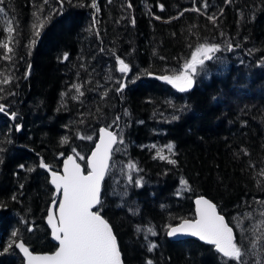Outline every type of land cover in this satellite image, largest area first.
I'll use <instances>...</instances> for the list:
<instances>
[{"label":"trees","instance_id":"trees-1","mask_svg":"<svg viewBox=\"0 0 264 264\" xmlns=\"http://www.w3.org/2000/svg\"><path fill=\"white\" fill-rule=\"evenodd\" d=\"M131 2L136 51L128 57L114 0H95L98 11L93 0H0V45L9 36L5 20L14 28L13 52L0 47V79L8 81L0 84V264H22L18 238L36 251L55 248L44 222L54 190L40 161L59 169L67 153L88 154L101 125L119 129L124 151L116 156L126 168L119 182L108 171L95 209L111 223L126 264H224L211 244L166 236L169 225L194 216L201 194L243 238L246 264H258L248 251L264 210V0H195L200 10L223 5V25L191 28L185 16L175 46L159 45L169 29L151 16L161 11L158 0ZM202 44L220 50L197 65L190 89L149 76L178 74ZM119 60L129 72L119 71ZM159 145H174L175 164L160 159Z\"/></svg>","mask_w":264,"mask_h":264},{"label":"snow or ice","instance_id":"snow-or-ice-1","mask_svg":"<svg viewBox=\"0 0 264 264\" xmlns=\"http://www.w3.org/2000/svg\"><path fill=\"white\" fill-rule=\"evenodd\" d=\"M92 7L96 8L97 11L99 10L95 0H93ZM159 7L162 10L164 6L160 5ZM204 7H207L206 3ZM194 10L200 11L198 8ZM0 11L3 9L0 8ZM180 15H183V12ZM156 19H160V17H156ZM209 19L215 22V17H209ZM40 27H43V21H41ZM7 31L9 32L8 40L0 47L6 49L8 53H12L13 48L9 47V43L13 40L11 34L14 32V28L9 26ZM35 34L38 36L39 32L37 31ZM219 50L218 45L202 44L195 49L190 60L184 63L183 69L178 74L160 76L159 79L167 81L180 91H186L193 85L192 76L196 72L197 65H204L205 60L212 59L210 54ZM3 58L10 60L11 56L5 55ZM119 65L121 73L130 71L129 65L124 60H119ZM7 82L0 79V84ZM81 87V85H73L79 95H83L80 92ZM123 87L124 85L121 83L116 91H122ZM5 111L6 106L0 104V112ZM12 116L15 118V113ZM116 119L119 120V117ZM62 142L67 143V138H64ZM116 143L117 136L114 132L101 129L100 143L96 145V150L92 153L89 161L91 171L87 175L83 174L80 165L72 156H69L64 163L63 175L52 171L49 165L41 162L40 166L51 172V183L55 185L56 193L62 195V200L58 205V216L55 213L48 216V223L52 227L53 236L59 241V248L51 255H33L21 241L18 247L27 257L28 264H123L121 252L110 224L100 215L99 211H93L94 206L100 204L101 182L108 170L112 146ZM167 148L171 153L174 145H168ZM157 155L160 159H167L171 164L176 163L175 160L169 159L159 152ZM133 168L135 165L129 163L128 169ZM129 180H131V175H129ZM181 183L186 185L187 181L182 180ZM259 203L264 204V201ZM196 205L197 218L194 220L183 219L177 226H170L168 235L191 234L213 245L218 253L226 258L224 264H228L229 260L233 261L234 264H246L244 260L246 250L242 245L243 238L241 241L237 240L233 227H230L225 218L217 212L216 205L204 197L197 199ZM53 206H56L55 201H53ZM260 215L264 217V212H261ZM246 216H251V213L246 214ZM240 224L241 221L237 219V225ZM260 224L264 226V219L260 221ZM28 230L31 231L32 229L29 228ZM147 231L152 232V229L149 228ZM255 231L260 233L256 238L257 240L264 239V227L257 228ZM12 235L15 236L16 233L13 232ZM253 246H256L255 243ZM8 247H12V243H9ZM155 247V244H150L149 251ZM146 264H153V262L148 260Z\"/></svg>","mask_w":264,"mask_h":264},{"label":"rangeland","instance_id":"rangeland-1","mask_svg":"<svg viewBox=\"0 0 264 264\" xmlns=\"http://www.w3.org/2000/svg\"><path fill=\"white\" fill-rule=\"evenodd\" d=\"M152 1V0H147ZM226 2V1H225ZM131 0H114V17L115 22L120 21L121 19L124 20V30L129 34L128 43L125 49L126 56H130L132 53H135L136 51V37L133 31V7L131 4ZM159 5H163V9L160 11V13L152 12L151 16L164 28L163 29H169L168 31H164V34L160 32V36L162 37L159 45H168V46H175L178 45V40L180 38V32L183 28V24L185 22V19L188 20L189 27L191 28H205L212 32L218 31L219 28L223 25L224 18H225V8L224 6H212L211 8L207 10H200L195 11L194 9H197L195 6V0H158L157 2ZM130 5V6H129ZM187 9V11H185ZM199 9V8H198ZM183 12V15H180V13ZM186 18L184 19V17ZM156 17H160V19H156ZM209 17H215V22L213 20L209 19ZM108 19V18H107ZM117 23H111L112 28L117 30ZM5 27L8 29L10 26V21L5 20ZM173 32V38L170 40L169 35ZM118 34V33H117ZM118 41L117 37L114 38V42ZM199 68L197 67L196 72L193 74L192 79L195 80V76L198 74ZM238 96L234 97L233 95H230V97L226 98L227 100L234 101L236 100ZM240 97V96H239ZM123 142L117 143L112 159L109 166V173L112 172V174L115 176V182L121 181L124 174V170L126 166H122V161L117 158L116 155H120L121 152H123ZM158 152L161 153V155L168 157V148L164 145H159ZM76 155L78 160L83 164L85 163V168L87 169L85 157L86 155ZM83 157V159H81ZM84 160V161H83ZM84 166V165H83ZM85 169V170H86ZM108 173V172H107ZM261 212H264V210H261L259 212V215ZM261 216V215H260ZM251 217V216H250ZM262 217V216H261ZM264 219V217H262ZM259 218V220L254 223L253 227V237L254 241L249 246L251 257L255 258V262L258 264H264V239L257 240V236L260 235L258 231H255L257 228H262L264 226H261L260 221L262 220ZM241 230L244 228L240 227ZM253 243H255V247L253 246Z\"/></svg>","mask_w":264,"mask_h":264},{"label":"water","instance_id":"water-1","mask_svg":"<svg viewBox=\"0 0 264 264\" xmlns=\"http://www.w3.org/2000/svg\"><path fill=\"white\" fill-rule=\"evenodd\" d=\"M149 76H150V77H155V78L159 79V77H160V76H164V74L161 75V74L149 73ZM160 80H161V79H160ZM162 81H164V80H162ZM169 84H170V83H169ZM193 84H194V80H193ZM170 85H172V84H170ZM172 86H173L176 90L180 91V90H179L178 88H176L174 85H172ZM192 86H193V85H192ZM19 129H20V125H18V131H19ZM101 129H108V130L114 132V133L116 134V136H117V142H118V138H119V129H118V128L107 127V126H105V125H101V126L98 128L97 136H96L95 142H94L93 146L91 147L90 151L88 152V154H87L86 157H85V162H86V166H87V169H86V170L84 169L83 164L78 160L76 154L73 153V152H69V153H67V154L62 158V161H61V164H60L59 169H54V168H52L49 164L45 163L43 160L40 161V165H41V162H43L44 164L49 165V167L51 168L52 171H55V172H57V173L63 175L64 163H65V161H67V159H68L69 156H72V157L75 159L76 163L80 165L81 170L83 171V174H84V175H87V174L91 171V168L89 167V161H90V159H91L92 153L96 150V145L100 143ZM116 144H117V143H116ZM116 144H114V145L112 146L111 156H110V159H109V161H108V169H109V166H110L111 157H112V154H113V151H114V148H115ZM42 168H43V167H42ZM43 169L46 171V173H47V175H48L49 182H50V184H51V186H52V188H53V190H54V192H53V196H54V197H53L52 201L50 202V204H49V206H48L47 212H46L45 217H44V222H45V225H46V227H47V229H48V231H49V236H50V238L56 243V246H55L54 249H52V250H50V251H36V250L31 249V248L28 246V244H27L26 242H24V240H23L22 238H18V239L15 241L14 246H15V248L17 249V251L20 253V255L22 256V259H23L22 264H28V259H27V257L24 255L23 251L18 247V244H19L21 241L24 243L25 247H27V248L29 249V251H30L33 255H51V254H53L54 252H56V251L58 250V248H59V241L56 240L55 237L53 236V230H52V227H51V225L48 223V216H49L50 214H52V213H55V214L58 216V205H59V202L62 200V195H58V194L56 193V191H55V185H53V184L51 183V172H50L48 169H46V168H43ZM107 172H108V170H107ZM107 172H106V174H107ZM106 174H105V177H106ZM105 177H104V179H105ZM104 179H103V181H104ZM103 181L101 182L100 197H101V190H102V184H103ZM200 197H204L205 199L211 201L213 204L216 205V203H215L214 201H212L209 197H207V196H205V195H202V194H201V195H196V196H194V198H193L194 216H193V217H188V218H187V217H186V218H182V219H180L178 222L169 225V226L167 227V229H166V236H167L168 238H170V239H181V238H188V237H191V238H195V239H197V240H199V241H201V242L207 243L206 241L201 240L199 237L192 236L191 234H177L176 236H169V235H168V232H169V230H170V226H172V227L177 226V225H178L183 219L194 220V219L197 218V211H196V209H197V205H196V200L199 199ZM53 201H55V205H56L55 207L53 206ZM96 206H97V205H96ZM96 206H94L93 211H97V210L95 209ZM216 210H217V212H218L220 215H222V216L225 218V221L229 224V226H230V227H233V226L228 222V220L226 219L225 215H224L222 212L219 211L217 205H216ZM99 213H100V212H99ZM100 215H101L104 219H106L101 213H100ZM106 220L108 221V219H106ZM108 223L110 224V226H111V228H112L111 223H110L109 221H108ZM112 231H113V228H112ZM233 232H234V234H235V229H234V227H233ZM113 234L115 235L114 231H113ZM235 235H236V234H235ZM115 237H116V235H115ZM116 240H117V238H116ZM117 244H118V241H117ZM207 244H209V243H207ZM118 246H119V244H118ZM214 248H215V247H214ZM119 250H120V247H119ZM120 252H121V250H120ZM121 256H122V252H121ZM122 260H123V264H126V263L124 262L123 256H122Z\"/></svg>","mask_w":264,"mask_h":264}]
</instances>
